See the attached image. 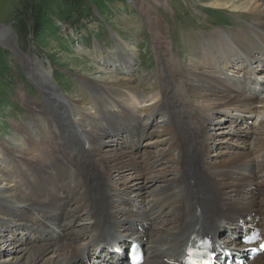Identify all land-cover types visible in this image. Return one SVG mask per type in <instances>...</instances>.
I'll list each match as a JSON object with an SVG mask.
<instances>
[{"label": "bare ground", "instance_id": "6f19581e", "mask_svg": "<svg viewBox=\"0 0 264 264\" xmlns=\"http://www.w3.org/2000/svg\"><path fill=\"white\" fill-rule=\"evenodd\" d=\"M228 1L217 5L257 15L236 33L234 45L224 39L231 35L216 33L211 43L204 39L208 45L199 47V58L188 60L187 68H172L167 60L170 71L162 68L139 81L131 78L134 58L119 56L115 61L119 66L112 68L111 62H105L97 72L102 74V86L95 78L79 80L80 95L77 92L75 98L83 97L82 101L61 98L49 71L39 61L18 54L26 75L41 92L43 100L35 102L38 109L43 113L51 109L48 117L56 120L60 142L45 149L37 138L27 139L36 155L24 164L29 173L23 189L5 176L0 178V232L10 234L3 240L9 248L2 264H82L84 254L96 244L102 245L109 237L123 242L125 236L140 239L146 246L142 264H178L182 246L190 242L196 224L218 235L217 239L228 231L238 236L246 220L264 229V93L247 96L238 84L241 79L224 73L234 72L239 65L241 70L247 61L262 63L264 0ZM10 31L0 30V43L14 49ZM164 44H157L156 49L167 57L170 49ZM166 75L180 86L175 93L169 86L161 87L160 100L151 108H139L138 102L126 97L125 91L140 97L142 88L156 89ZM221 108L231 111L230 115L244 114L245 120L253 115L258 126L246 131L240 123L221 119L217 122L223 130L211 132L217 127L206 124L217 113L227 114ZM158 115L164 119L156 120ZM129 135L133 150L123 143ZM227 136L232 145L227 141L225 148L230 151L239 144V149L211 161L207 150L215 146L216 138L221 142ZM144 144L163 147L150 152L142 149ZM70 168L71 172H63ZM126 173L133 177L131 182ZM138 177H143L142 182ZM244 187L252 189L248 197L240 194ZM14 215V225L2 222ZM25 232L37 238L23 240ZM17 233L21 239L15 238ZM1 235L0 239L5 237ZM238 241L225 247H242ZM249 264H264V254Z\"/></svg>", "mask_w": 264, "mask_h": 264}, {"label": "rangeland", "instance_id": "374dc122", "mask_svg": "<svg viewBox=\"0 0 264 264\" xmlns=\"http://www.w3.org/2000/svg\"><path fill=\"white\" fill-rule=\"evenodd\" d=\"M27 2L31 4V7L44 4L46 18L41 26L44 33L38 39L30 32L23 39L15 30L20 17L19 13L24 3ZM224 2L229 1L0 0V30L4 27L11 30L10 32L13 33L11 44L14 46V49H11L0 43V178L5 176L9 180L15 181L23 189L26 186L25 179L29 173L24 164L36 155L31 153L30 149L33 146L27 142V139L37 138L46 147L45 149H53L60 142L55 128L56 120L54 117L51 119L48 117L51 109L45 108L48 113H43L38 109L35 102L43 100L41 92L35 81L33 82L26 75V69L18 54L26 56L29 60L39 61L44 69L49 71L53 87L61 98L64 96L73 101H82L83 97L75 98L77 92L79 94V80L86 76L90 79L95 78V81L102 86V82H104L101 80L103 79L102 74L97 72L99 69H104L105 62H111L110 67L112 68L116 65L119 66L118 63H115L119 56L126 59L134 58L131 63V68H134L131 78L140 79L150 72L159 73L162 68L170 71L167 60L172 68L180 69L181 66L184 69L187 68L188 60L199 58V47L208 45L204 39L211 43V36L216 33H223V36L231 35L232 37H224V39L234 45L233 40L236 33L250 25L257 15L254 17L250 13L229 11L224 9V6L217 5ZM28 12L30 15L29 10ZM60 12L61 17H59ZM25 22H28L30 31L32 27L30 21L26 20ZM160 36L161 39H159ZM161 42H164V45L170 49L167 57L162 56L161 51L156 49L157 44H161ZM207 48L210 51V45ZM236 53L239 54L238 51ZM256 56L254 55L255 58H259ZM88 68L92 69L91 72L88 71ZM230 72L233 73L232 70ZM138 79L137 81H139ZM163 86H169L175 93L180 84H174L172 79L166 75L158 83L156 89L142 88L141 94L143 95L140 97L127 91H125V95L130 100L138 102L139 108L149 109L160 100L158 93ZM177 103L178 106L182 105V102L177 101ZM193 105L196 108L199 107L196 102ZM222 111L224 113L231 112L224 108ZM236 114H238L237 111ZM182 118L187 119L186 116H182ZM163 119L164 117L158 115L156 120ZM221 119H224L221 114H215L212 121L206 124L207 128L217 127L218 130L211 132H221L223 128L217 122ZM248 121L246 125L249 128L254 125L258 126L252 116ZM222 125L228 126L225 123ZM220 139V137L216 138L218 141L214 143L215 146L207 150L211 161H218L225 154L239 149L240 145L236 142L237 146L229 151L225 145L227 141L232 145V141L228 140V136L226 141L221 140L220 142ZM251 140L248 139V143ZM159 147L163 146H146L144 144L142 149L156 152ZM108 149L111 148L108 147L106 150L108 151ZM22 150L24 154L20 155ZM165 165L167 164L157 165L153 170H159ZM70 169H65L63 172H71L72 168ZM19 171L22 173V179ZM135 176L137 178L138 175ZM125 177L129 178L128 182H131L133 178L128 173L125 174ZM138 179V182H142L143 177H138ZM261 179L260 177L255 181L259 182ZM12 183L14 184V182ZM110 183L113 181L111 180ZM262 189H264V184ZM250 191H252L250 187H244L240 194L248 197L247 194ZM130 209L134 210L133 206ZM84 216L86 219V214ZM15 217V215L10 216L2 222L9 223L11 221V224L14 225ZM18 233L15 234L17 240L21 239ZM25 233L27 237L28 232ZM0 235L5 236L0 239V253L3 252L0 254V264H2L9 248V244L4 243L3 240H6V236L10 234L0 232ZM33 235L31 234V237Z\"/></svg>", "mask_w": 264, "mask_h": 264}, {"label": "trees", "instance_id": "16d2710c", "mask_svg": "<svg viewBox=\"0 0 264 264\" xmlns=\"http://www.w3.org/2000/svg\"><path fill=\"white\" fill-rule=\"evenodd\" d=\"M30 11V15L29 12ZM44 4H39L34 7H31L29 2L24 3L23 8L21 9L19 20L17 21V26L15 28L16 33H19L23 39L27 37V34H34L36 39L40 38L43 35L42 27L45 20L44 13ZM59 17H61V12L59 13ZM26 20H29L31 23V30L29 31V27Z\"/></svg>", "mask_w": 264, "mask_h": 264}]
</instances>
